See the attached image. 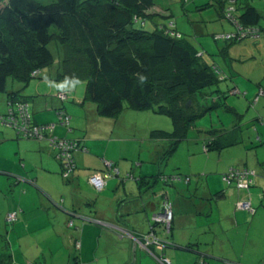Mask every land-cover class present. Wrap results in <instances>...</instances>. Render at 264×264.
<instances>
[{"label": "crops", "instance_id": "obj_1", "mask_svg": "<svg viewBox=\"0 0 264 264\" xmlns=\"http://www.w3.org/2000/svg\"><path fill=\"white\" fill-rule=\"evenodd\" d=\"M245 41L229 49L228 53L233 59L256 60L257 54L264 57V43ZM260 68L259 77L263 75L264 79V67ZM251 70V67L248 68L249 73ZM55 75L49 73L44 76L45 79H40L33 86V96L26 94L23 85L12 83L14 88L9 90L19 93L21 99H27L28 104L30 102V112L36 124L54 125L43 140L23 141L19 135H14L12 129H7L12 138L9 148H13L15 156L10 154L7 156L9 158L6 157L7 163L0 164V173L6 183L11 185V198H17H14L15 206L5 208L2 218L6 221L9 213L18 211L12 229L18 236L22 235L20 239L28 238L25 234H32L30 240L33 242H26L24 250H32L31 244L38 248L37 240L41 239L43 243L47 242L46 248L51 251L59 246V242L57 244L54 239L60 238L61 244L70 248V252L62 258L66 260L65 264L104 263L103 259H107V264H144L148 257L137 240L149 233L152 216L160 212L161 196L166 194L171 203L173 229L169 233V230L157 225L150 232H154V238L162 248L159 249V244L152 243L150 238L149 248L157 255L151 250L154 262L150 260L149 264H163V258L169 261L168 264H183L193 260L199 264H264V80L258 77L241 80L240 83L233 81L232 89H238L240 94L233 95L239 99H234L228 108L240 116V125L244 123L255 129L254 132L252 128L251 131L241 132L240 137H237L240 143L228 147V155L234 160L218 168L217 174L213 175L215 179L210 181L208 177H203L210 174L211 168L207 165L187 172H181L177 167L175 169L178 172L172 176L189 177L190 181L187 184L175 183L177 187L171 190L169 185L161 183H157L155 188H146L148 182H144L142 187L141 181H138L140 178L148 179L163 174L161 169L155 170L159 163L154 167L152 163L146 166L141 163L135 169L130 168L131 165L125 162L128 156L121 145L117 150L112 147L117 138L112 137V127L100 119L95 106L86 107L85 120L81 123L80 109L72 111L71 107L62 104L55 106L51 101L48 102L49 96L41 92H52L51 83ZM60 86L58 92H66L75 98L76 104L84 105L82 96L85 89L82 91L81 85ZM0 94H4V97H0L1 116L10 105L5 93ZM61 109L71 118L69 129L64 128V131L56 126V113ZM231 115L233 126L237 116ZM2 125L9 127L0 122ZM52 136L81 139L86 149V152L78 150L72 153L75 169L68 182L60 176V165L55 159L56 150L48 140ZM31 151L36 156L33 160L30 158L33 155ZM106 162L115 164L118 177L108 179L104 189L96 193L88 180L94 172L105 170ZM230 166L253 170L256 174L253 184L248 189H223L216 179ZM196 175L199 177L193 178ZM19 188L23 189L21 195L18 194ZM217 193H220L218 197ZM48 197L62 209L52 206ZM242 202L249 204V211L238 208V203ZM158 229L163 232H158ZM101 248L113 249V256L101 252ZM11 255L14 257L15 250L11 251ZM21 255L26 261L22 264L35 263L33 261L39 259L35 255ZM49 255L54 258L53 253Z\"/></svg>", "mask_w": 264, "mask_h": 264}, {"label": "trees", "instance_id": "obj_2", "mask_svg": "<svg viewBox=\"0 0 264 264\" xmlns=\"http://www.w3.org/2000/svg\"><path fill=\"white\" fill-rule=\"evenodd\" d=\"M217 1L221 18H224V15L226 17L228 6L233 7L234 12L239 11L237 16L230 11L232 19L225 18L233 27L232 31H223L213 37L215 41H223L225 53L228 54L231 47L245 39L257 42L264 37L262 35L264 29L260 25L262 15L248 0H245L241 7L237 6L238 0ZM153 6L154 0H0V93L6 94L10 105L9 111L15 112L18 105H28V101L21 99L17 92H7V80L13 79L27 85L31 80L40 78L42 70L51 68L55 61L50 49V45L55 44V51L61 61L54 80L68 84L84 81V101L95 106L98 116L112 118L125 108L138 111L152 110L154 113L168 116L174 126L173 132L152 130L148 137L152 141L165 142L160 161L171 158L194 120L220 104L219 98L207 90L214 84L216 80L214 70L218 71V68L209 69L198 62V58L202 57H197L198 52L182 38L173 21L169 20L166 26H155L154 30H146L143 27L145 20L157 15L150 12ZM235 24L258 30L259 38L247 37L241 40L220 38L234 34ZM229 59L232 61V58ZM216 81L220 82L219 79ZM230 94L239 95L240 92L234 88ZM227 111L237 116L232 130L225 132L226 134L221 133L225 134L221 137L210 133L204 151L218 152L240 143L236 131L240 126V116L229 108ZM8 113L6 116H0V121L6 122ZM61 113L65 120L61 122L69 129L71 118L64 111ZM28 114L30 129L38 128L43 136L38 140L46 139L47 127L50 125L36 124L29 105ZM251 127L247 126L246 130H250ZM51 139L70 142L73 145L71 159L75 151L86 152L81 139H58L52 136L48 139L49 143ZM55 150V159L58 161L56 158L58 149ZM58 163L60 176L68 182L75 169L74 162L69 173L63 170L62 163L59 161ZM106 163L110 166L106 165L105 170L94 172L104 178L103 186L96 189L88 181L96 193L104 189L108 179L118 177L115 164ZM230 168L253 171L230 166L222 176ZM255 175L254 172L253 179ZM138 181H141L142 187L144 182H148L146 188H155L157 183L169 186L173 183L187 184L190 178L159 174L148 179L142 177ZM227 187L237 188L233 184ZM219 195L220 193L216 194L217 197ZM168 198L166 194L161 196L160 212L164 210V203L171 205ZM48 199L52 206L62 209L53 199L49 197ZM13 212L16 213L17 220L18 211ZM16 220L9 222L6 219L5 222L6 225H10ZM69 225L71 226L72 222ZM157 225L166 228L162 223L151 222L149 233ZM172 229L173 215L166 230L170 233ZM149 233L142 235L139 241L142 242L143 237ZM152 235L154 236V232ZM0 237L2 245L0 264H11L9 243L5 237ZM75 246L78 248L77 244ZM147 249L152 253L149 245Z\"/></svg>", "mask_w": 264, "mask_h": 264}, {"label": "rangeland", "instance_id": "obj_3", "mask_svg": "<svg viewBox=\"0 0 264 264\" xmlns=\"http://www.w3.org/2000/svg\"><path fill=\"white\" fill-rule=\"evenodd\" d=\"M248 1L261 13L262 18L260 20V25L264 29V0H248ZM237 2H238L237 6L241 7L245 2V0H238ZM228 8L231 7L228 6ZM150 12L156 13L157 15H154L151 18L152 21L151 19L148 18L145 20L144 22L145 24L143 27L146 30L151 31L155 29V26H166L169 20L173 21L175 23L174 26L175 29L182 35V38L185 39V41H187L198 52L197 57L198 56L202 57L201 59L198 58V62L201 63L204 67H208L209 69L210 68L213 69L214 67L218 68V71L214 70V73L216 74V80L219 79L220 82L215 80L214 84L207 90L212 92L214 96H217L219 98L218 103L220 104H218V107L209 110L204 116L194 120L193 125L186 133L184 140L179 142L176 152L172 155L171 158H169L168 160H163L162 162L159 161V159L162 157L161 155L165 148V142L161 140L152 141L150 140L148 135L149 132L152 130H161L172 133L174 130V126L168 116L154 113L152 110L138 111V110L125 108L115 117L112 118L101 117L100 119H104L112 127L111 129V132H113L112 137L117 138L116 141H114V143L112 144V147H114L117 150L118 147L121 145V147L125 150L128 156L127 158H125V160L128 161L125 160L124 161L128 162V165H131L130 168L133 167V169H135L137 165H141V163L143 164V166L152 163L153 164L152 166L154 167L156 164L159 163L160 166L158 164L159 167L156 166L155 170L161 169L164 175L172 176L173 174L178 172V170H181V172L186 170L194 171L207 165L209 166V168H211L210 169L211 171H209L210 174L208 176H203V177L205 178L208 177L207 178L208 181H210L211 179L214 180L215 178L213 175L217 174L218 168L225 167L228 164V161L231 162L234 160V157L232 158L228 155V147L226 149L221 150L220 152H216V151L206 152L204 151V145L206 142H208L207 139H209L210 133L215 136L220 135L221 137L226 134L225 132L232 130L231 118L233 116L228 113L227 109L228 107H230L234 99H239V97L237 96L235 97L232 94H229L231 89L233 88L232 84H234V82L240 83L241 80L245 81L248 80V78H253V79L258 78L260 76L259 75V72L261 70L260 67L262 68L264 67V57L262 56V54H257L256 60H252V59L248 61L235 60L233 59L234 57L232 55H229V53L227 54L225 53V51H223V48L225 47L223 41L221 40L215 41L213 37L215 34L217 36V34L223 31H232L233 27L228 22V20H225L226 18L225 15L224 18L223 17L221 18L219 16L220 8L217 0H154V6L151 8ZM233 14L234 16H237V14H239V11L236 12L233 11ZM262 33H263L262 35H264V32ZM245 40L244 43H246ZM258 41L264 43V37H262ZM54 45L55 44L50 45V49L52 50L55 59L51 68H49L48 70L45 69L42 70L43 75H41L40 78L37 80L35 79L31 80L29 85L28 84L23 85L17 80L8 79L6 83V91L9 92L11 88H14L11 85L12 83H14V85L18 84L25 86L24 90L26 94H31L30 96H33L31 93V91L33 90V86L36 83H39L40 79H45L44 76H46V74L49 73L52 76L55 75L60 66L61 60L59 54L55 51ZM237 45L240 44H235L234 46L237 47ZM229 58H232L233 60L230 61ZM250 67L253 70V71L251 70V73L248 72V68ZM258 79H262L263 81L264 80L263 75ZM253 82L256 81L254 80ZM51 85L53 87L51 88L52 90L51 93L47 91L41 92L43 95L47 94L49 96L47 99L48 102L51 101L52 104H54L55 106H59L62 104L67 106L68 108L71 107L72 111L76 109H80V112L82 114L80 121L81 123H83L85 120L86 107L88 105H91L94 108V105L88 101H84L85 103H83L84 105L82 106L78 105L76 104L77 101H75V98H73L71 95H69L66 92H64L66 93V98L64 100H60L58 94L63 92L62 91L58 92L59 90L58 88H61L60 85H81L83 87L82 91H84L85 82L80 81V82L68 84L53 80ZM0 97H4V94H0ZM240 97L244 98L243 96ZM82 98H84V93ZM30 99H32V97ZM43 100L44 99H42L41 101ZM28 105L29 108H31L30 102ZM9 109L10 107L8 106V110H6L4 113H1V116L3 114H4L3 116H6ZM61 111H63V109H61ZM61 111H57V113ZM57 113L56 116L58 118ZM248 118L250 117H247V119ZM0 122L2 124L9 126V127H6L4 125L0 126V164L3 165L7 163L6 162L7 156H11L10 154L15 156V152L13 153L14 151L13 148L11 149L9 148L12 143L11 141L12 138L7 132V129H12L14 135H19L20 139H22L23 141L36 140V139L26 138L22 134H18L17 133L18 130L13 126L6 124L5 120H1ZM50 126H52V124H50ZM56 126L60 127L63 131L64 128L68 129L67 125H64L59 120V118H58V124ZM247 126L243 123L239 126V128H237L236 131H238L237 134L239 135V137L241 135V132L244 133L245 131H247L246 130ZM53 128L54 125L52 128L50 127L48 129V132H50V130H52ZM251 128H252L251 130L254 132L253 127ZM221 133H225V134L221 135ZM94 138L97 139L98 137L94 136ZM58 139H62V138L59 137ZM53 149L55 150L56 148ZM31 153H33V151H31ZM35 157L36 156L33 153V155L30 158L31 160H33ZM177 167L179 168L178 170L175 169ZM197 177L199 176L196 175L193 178H197ZM5 180H6L5 177L2 176V174L0 173V183L3 184L0 185V236L5 237L8 243L12 244L9 245L10 252L11 251L13 252V250H15V255L14 257H12L11 264H22L23 261L24 263H26L25 258L22 257L21 253H25V255L28 257H32L34 255L39 257L38 260L33 261L35 263H30V264H65L66 260L62 258H64V256L70 252V248L61 244L60 238H58L57 240L54 239V241H56L57 244L59 242V246H58L59 248L56 247L57 249H53L51 251L47 250L46 248L47 242L43 243L40 239L37 240L38 248L35 247L36 245L31 244L32 250L28 248L24 250L25 243L32 241L30 240L32 238V234H25L28 236V238L20 239L22 235L18 236L15 233V230L12 229V224L6 225V222L2 218L3 212L5 211V208L15 206L14 198L17 197L11 198L12 195L10 188L11 185L9 186V184H7ZM216 180H218V182L220 183L223 189L228 188L226 183L222 181L220 175H218V178ZM177 185L173 183L172 186L170 185L169 189L175 190V187H177ZM22 192L23 189L19 188L18 194L21 195ZM141 197H138V199H140ZM158 232L162 233L163 230L158 229ZM11 241L14 242L11 243ZM1 246L2 245H1V237H0V247ZM20 248L22 249L20 250ZM33 248L35 251L33 250ZM151 250L153 251V249ZM2 251H4V249ZM100 251L106 252V255L107 253H109L113 256V249L105 250L104 248H101ZM149 252H150L149 249H146L144 251L145 256L148 257V259L146 260V262H144V264H149L150 260L154 262V259L152 258L153 255ZM153 252L154 255L155 254L157 255V252L155 251ZM50 253H53L54 258L49 255ZM27 260L32 261L30 259ZM103 261L105 264H107V259H103ZM190 262L183 264H199L195 260ZM104 263L98 262L95 264H104Z\"/></svg>", "mask_w": 264, "mask_h": 264}, {"label": "built area", "instance_id": "obj_4", "mask_svg": "<svg viewBox=\"0 0 264 264\" xmlns=\"http://www.w3.org/2000/svg\"><path fill=\"white\" fill-rule=\"evenodd\" d=\"M233 11V8L227 9L226 17L231 18L229 12ZM232 19V18H231ZM236 32L233 34H227L224 36H220L222 39L226 40H241L245 39L247 37L249 38H259L260 33L258 30L251 28V27H242L239 25L235 24ZM264 32V31H263ZM234 93V92H233ZM58 97L60 100H64L66 98V93H59ZM14 113L16 115H14ZM58 118L60 121H65L62 118V113H58ZM6 123L8 125L15 127L18 132H21L23 136L27 138H33V139H41L43 136L40 134L41 131L33 127L30 129L29 125V114H28V105L27 104H21L18 105L16 108L15 112L12 110L9 111L8 113V118L6 120ZM52 128V126H48L47 129ZM51 146L55 147L58 149V154L56 158L60 163L63 165V170H66V172H70L71 169L73 168V161L71 159V151L73 149V145L70 142H67L65 140H57V139H51L50 140ZM106 165L109 167L110 164L106 163ZM66 174V173H65ZM253 176L254 172L253 171H248V170H236L233 168H230L226 174H224L221 178L222 181L226 183V185H235L239 189H248L252 184H253ZM179 180V178H177ZM89 183L96 189H100L103 184H104V178L100 174H94L89 178ZM238 208L242 210H250V206L246 202L238 203ZM171 205L164 203V210L158 214H155L152 216V222L153 223H162L166 226V228L169 227L170 220H171ZM7 221L13 222L16 220V213L12 212L9 213L6 217ZM152 239V243L154 244H159L158 240L154 238V236L150 233L147 236L143 237L142 242L137 240L140 245L144 248L147 249V246L150 244ZM157 240V241H156ZM158 248L161 249L162 246L159 244ZM161 262L163 264H168L169 261L167 259H161Z\"/></svg>", "mask_w": 264, "mask_h": 264}, {"label": "bare ground", "instance_id": "obj_5", "mask_svg": "<svg viewBox=\"0 0 264 264\" xmlns=\"http://www.w3.org/2000/svg\"><path fill=\"white\" fill-rule=\"evenodd\" d=\"M6 124H8V123H6Z\"/></svg>", "mask_w": 264, "mask_h": 264}, {"label": "water", "instance_id": "obj_6", "mask_svg": "<svg viewBox=\"0 0 264 264\" xmlns=\"http://www.w3.org/2000/svg\"><path fill=\"white\" fill-rule=\"evenodd\" d=\"M156 194V193H155ZM163 196V195H162Z\"/></svg>", "mask_w": 264, "mask_h": 264}]
</instances>
